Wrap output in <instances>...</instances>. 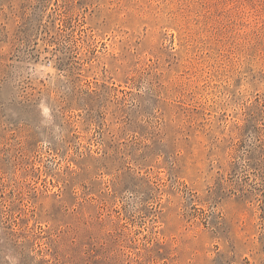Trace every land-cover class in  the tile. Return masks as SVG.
<instances>
[{"label":"rangeland","instance_id":"obj_1","mask_svg":"<svg viewBox=\"0 0 264 264\" xmlns=\"http://www.w3.org/2000/svg\"><path fill=\"white\" fill-rule=\"evenodd\" d=\"M0 264H264V0H0Z\"/></svg>","mask_w":264,"mask_h":264}]
</instances>
